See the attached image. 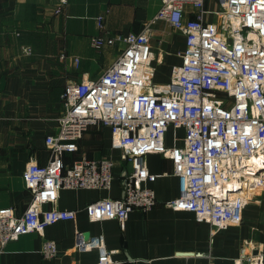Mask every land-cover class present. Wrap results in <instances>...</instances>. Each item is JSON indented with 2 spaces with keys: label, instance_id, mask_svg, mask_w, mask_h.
<instances>
[{
  "label": "built area",
  "instance_id": "2783aa9c",
  "mask_svg": "<svg viewBox=\"0 0 264 264\" xmlns=\"http://www.w3.org/2000/svg\"><path fill=\"white\" fill-rule=\"evenodd\" d=\"M206 1L162 0L154 20L166 19L186 36L183 62L165 89L154 87L149 35L94 37L97 49L117 39L126 47L98 78L67 83L58 130L46 139L50 158L46 164L32 158L23 172L31 191L27 208L0 209V251L24 234L45 235L47 226L75 220L78 210L59 206L63 189L112 185V157L65 163L94 125L111 128L113 146L135 167L123 177L122 196L84 207L91 221L117 219L123 226L132 210L157 204L147 185L159 177L150 171L151 153L167 155L179 178V195L168 206L215 230L241 224L250 199L264 201V0H216L215 9ZM97 22L103 27L104 16ZM171 128L183 131L181 144H167ZM75 248L98 249L96 264H120L100 236L77 231ZM42 253L56 256V241L45 239ZM239 264H264V251L253 248Z\"/></svg>",
  "mask_w": 264,
  "mask_h": 264
},
{
  "label": "crops",
  "instance_id": "0c3cea01",
  "mask_svg": "<svg viewBox=\"0 0 264 264\" xmlns=\"http://www.w3.org/2000/svg\"><path fill=\"white\" fill-rule=\"evenodd\" d=\"M206 4L218 7L216 0ZM161 5L162 0H68L64 5L61 0H0V209L13 207L20 214L27 208L31 191L23 172L32 158L41 164L50 158L46 139L58 130L67 83L98 78L126 47L117 39L97 49L94 37L149 35L154 87L166 88L183 62L186 36L168 20H154ZM188 11L194 14L192 7ZM182 132L167 135V144H181ZM112 143L111 128L94 125L79 140V149L64 155L67 165L112 157V185L63 189L59 206L78 210L76 219L47 226L45 235L31 232L9 242L0 251V264H96L98 249L75 248L77 231L102 237L120 264H239L253 248L264 251V201L250 199L241 224L215 230L193 213L168 206L179 195V178L161 153L148 155L150 171L159 175L147 182L157 196L152 209L132 210L123 226L117 219L91 221L84 207L122 196L123 177L135 167ZM45 239L57 243L53 258L42 253Z\"/></svg>",
  "mask_w": 264,
  "mask_h": 264
},
{
  "label": "rangeland",
  "instance_id": "374dc122",
  "mask_svg": "<svg viewBox=\"0 0 264 264\" xmlns=\"http://www.w3.org/2000/svg\"><path fill=\"white\" fill-rule=\"evenodd\" d=\"M182 131L180 129H178V133H181ZM174 135V130L171 128L168 132V136L171 137Z\"/></svg>",
  "mask_w": 264,
  "mask_h": 264
}]
</instances>
